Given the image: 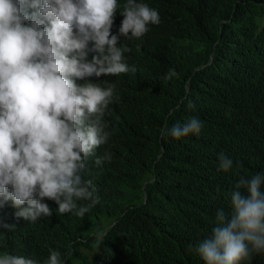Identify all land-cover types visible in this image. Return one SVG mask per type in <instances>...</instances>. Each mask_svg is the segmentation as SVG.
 Segmentation results:
<instances>
[{"label":"trees","instance_id":"16d2710c","mask_svg":"<svg viewBox=\"0 0 264 264\" xmlns=\"http://www.w3.org/2000/svg\"><path fill=\"white\" fill-rule=\"evenodd\" d=\"M137 2L158 10L160 23L140 39L120 38L136 71L117 76L118 99L104 116L109 140L82 173L99 202L78 217L60 214L45 198L53 215L35 222L17 219L10 204L0 208V217L16 225L0 229V253L39 264L53 250L62 264H180L167 251L177 247V231L252 170L264 172V0ZM170 70L175 75L165 80ZM193 117L203 125L198 134L161 136L165 126ZM105 153L111 159L97 165ZM220 153L233 161L227 172L218 170ZM159 236L168 249H153Z\"/></svg>","mask_w":264,"mask_h":264},{"label":"clouds","instance_id":"9594fccd","mask_svg":"<svg viewBox=\"0 0 264 264\" xmlns=\"http://www.w3.org/2000/svg\"><path fill=\"white\" fill-rule=\"evenodd\" d=\"M123 2L116 34L118 0H0V208L10 204L17 219L51 217L45 198L56 202L60 214L78 217L99 202L93 181L82 173L109 140L104 116L118 99L117 76L136 71L125 61L131 49L119 47L120 38L140 39L149 25L160 23L148 4ZM174 75L170 70L164 79ZM202 126L193 117L170 130L165 126L161 136L179 139ZM110 159L105 153L95 163ZM218 159V170L232 168L224 153ZM205 207L204 216L177 231V247L168 249L159 236L153 249L164 246L180 264H264L262 170H252ZM15 227L0 217V229ZM0 264L39 261L5 251ZM46 264H62L60 252L51 251Z\"/></svg>","mask_w":264,"mask_h":264},{"label":"rangeland","instance_id":"374dc122","mask_svg":"<svg viewBox=\"0 0 264 264\" xmlns=\"http://www.w3.org/2000/svg\"><path fill=\"white\" fill-rule=\"evenodd\" d=\"M206 209H207L206 207L203 208L204 211H206ZM101 218H102L101 216H98V217H96V218H92V220H93L94 222H95V221L98 222V221L101 220Z\"/></svg>","mask_w":264,"mask_h":264}]
</instances>
